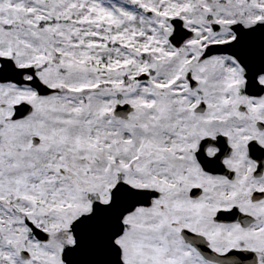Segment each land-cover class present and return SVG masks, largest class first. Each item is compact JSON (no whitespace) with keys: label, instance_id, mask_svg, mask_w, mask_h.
Returning <instances> with one entry per match:
<instances>
[{"label":"snow or ice","instance_id":"snow-or-ice-1","mask_svg":"<svg viewBox=\"0 0 264 264\" xmlns=\"http://www.w3.org/2000/svg\"><path fill=\"white\" fill-rule=\"evenodd\" d=\"M0 264H264V0H0Z\"/></svg>","mask_w":264,"mask_h":264}]
</instances>
